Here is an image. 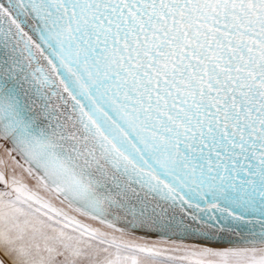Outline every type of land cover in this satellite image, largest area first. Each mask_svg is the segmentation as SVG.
<instances>
[{
	"label": "snow or ice",
	"instance_id": "6c2138e0",
	"mask_svg": "<svg viewBox=\"0 0 264 264\" xmlns=\"http://www.w3.org/2000/svg\"><path fill=\"white\" fill-rule=\"evenodd\" d=\"M0 264H264V0H0Z\"/></svg>",
	"mask_w": 264,
	"mask_h": 264
}]
</instances>
